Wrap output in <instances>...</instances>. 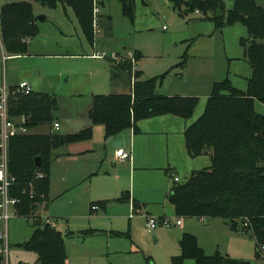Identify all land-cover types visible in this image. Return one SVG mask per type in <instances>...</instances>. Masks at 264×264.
<instances>
[{
    "label": "trees",
    "instance_id": "trees-1",
    "mask_svg": "<svg viewBox=\"0 0 264 264\" xmlns=\"http://www.w3.org/2000/svg\"><path fill=\"white\" fill-rule=\"evenodd\" d=\"M55 8L70 7L87 41L93 44L94 0H21L5 3L0 8V55H21L28 51V42L38 34L36 16L31 2ZM122 14L131 21L135 0H117ZM97 2V1H96ZM179 15L198 11L201 19L214 23L219 30L225 25L240 22L247 35L240 39L243 58L250 64L251 74L244 90L233 86L228 77L214 81L202 113L183 132L185 147L192 157L208 155L210 164L192 170L184 181H173L169 201L177 217L220 218L233 231L252 234L258 248L255 256L262 258L264 247V114L254 110V101L264 102V7L255 0H233L225 10L222 0H171ZM220 11L221 14H217ZM97 25V20L95 22ZM140 54L124 59L111 78L129 81V93H97L92 95L88 110L90 125L72 133H23L12 136L8 143L9 171L14 176L11 196L19 198L16 213L40 218L36 209L47 204L50 187V164L53 151L71 142L87 140L92 125L102 124L105 137L132 128L139 132L140 119L174 114L189 119L199 102L197 96L164 95L156 92L163 74L140 79L141 72L131 70ZM8 96V116L25 117L27 129L52 124L58 105L54 95L30 91ZM39 157L40 165H36ZM37 173H41L40 177ZM93 205V204H92ZM30 238L18 246L34 252L32 264H66L65 238H84L95 229L63 232L46 222L37 223ZM98 232V231H97ZM99 232H104L100 230ZM113 235L128 233L114 231ZM180 251L171 256L169 264H182L193 259L195 264H250L218 251L206 254L191 233H183ZM2 257L0 256V264Z\"/></svg>",
    "mask_w": 264,
    "mask_h": 264
},
{
    "label": "rangeland",
    "instance_id": "rangeland-1",
    "mask_svg": "<svg viewBox=\"0 0 264 264\" xmlns=\"http://www.w3.org/2000/svg\"><path fill=\"white\" fill-rule=\"evenodd\" d=\"M14 1L21 0H0V8L5 3ZM222 1L225 10L233 5V0ZM255 1L264 7V0ZM100 2L107 6L104 13H100L103 7ZM96 5L99 9L96 20L100 14L104 15L103 21L94 25L93 44L85 38L70 7H66V15L60 5L50 8L34 2L36 16L46 15L47 19L38 23V34L31 39L28 53L12 56L4 62L0 55V88L4 83L9 94L10 84L16 88L12 91V94H15L20 81L25 80L32 91L54 95L56 98L58 108L54 115L61 123L60 128L55 129L51 124H43L31 131L27 129L26 133L76 132L80 127L75 126L81 118L83 119L81 115L85 116L86 106L91 100V90L82 87L81 83L90 77L91 80L99 81L98 89L94 92L118 93L127 90L128 85L121 83L122 77L110 80V75L116 69L112 65L118 66L124 59L129 58L123 54L128 51L140 54L137 67L143 78L163 74L162 91L176 89L175 92H188L203 97L207 94L204 91L206 84L214 80L221 81L225 77H228L236 88H246L251 68L243 58L240 39L247 35V31L240 22L215 30L214 23L201 19L198 11L185 16L179 15L173 9L171 0H135L132 21L122 14L121 4L117 0H99ZM217 14L221 12L217 11ZM66 49L69 52L91 56L61 55ZM93 54L100 57L92 56ZM135 69L132 68L131 76L134 75ZM116 71L118 75L124 74L117 69ZM123 81L127 82L126 79ZM201 105L197 104L194 111L196 113L198 110L199 115L203 111ZM254 110L264 114V102L255 100ZM1 122L0 116V125ZM101 135L93 136L91 141L87 142L90 148L95 150L94 160L104 151ZM92 162L93 165L89 162L93 168L91 172L100 171L98 176H80L84 164H70L67 183L62 182L61 169L55 164L54 193H49L47 205L43 203L35 211L40 215L42 222H45L46 218L52 219L57 227L62 226L63 231L77 232L94 228L104 230V235L97 234L85 240L79 237L65 239L67 264H162L169 258V253L177 252V246L169 236L170 232L177 231V226H160L148 233L141 221L135 224L130 237L113 235L111 233L114 231H128L131 208L128 212L117 210L116 207H122L123 204H109L107 200V213L116 209L115 213L123 216L117 223L113 218L99 217L103 214L100 213L101 209L98 215L89 214V202L98 201L97 197L101 199L103 190H100V186L104 177H107L102 174L103 170L98 168L100 162ZM186 178L181 177V181ZM45 205L47 207L44 210ZM10 215L7 223L0 221V235H6L8 241L7 264H32L36 260V254L20 248L18 244L30 238L35 229V219L32 216L16 215L12 209ZM169 218L174 220L177 216L172 214ZM181 220L183 222L185 219ZM191 221L195 231L204 229L203 221L195 218ZM200 224L201 226H197ZM157 231L160 238L164 237V242L156 241L154 235ZM189 232L196 237L193 232ZM209 232L204 235V239H209L206 244H214L219 253L229 252L231 257L248 260L250 264H264V259L255 256L258 250L255 239L248 238L247 233L237 231L235 234H226L228 232L220 229ZM131 246L135 247L136 251L121 253L122 250H130ZM203 250L210 254L206 251L208 249ZM212 252L215 251H211V254ZM1 264H6L4 257ZM182 264L195 262L193 259H186Z\"/></svg>",
    "mask_w": 264,
    "mask_h": 264
},
{
    "label": "crops",
    "instance_id": "crops-1",
    "mask_svg": "<svg viewBox=\"0 0 264 264\" xmlns=\"http://www.w3.org/2000/svg\"><path fill=\"white\" fill-rule=\"evenodd\" d=\"M96 1H98L99 4V0ZM100 3L103 6L102 9H100V13H104V11H106L107 9V6L103 2ZM31 4H32L33 14L36 16L34 12V1H32ZM58 5L62 7L63 11H65V14L67 15L66 7L63 8L61 4ZM103 15L100 14L97 17V25L98 23L103 21ZM106 15L108 17V14ZM43 17L44 18L42 19H38L36 16L37 25L39 22H43L47 19L46 15H43ZM31 41L32 40L28 42V46ZM26 54H21V55H26ZM123 54L124 55L131 54L132 56L135 55L132 54L131 51H128ZM61 55L88 56L89 54H79V52H69V50L66 49L64 54ZM12 56H20V55L2 54L1 55L2 61L4 62L7 59L11 58ZM89 56H91V54ZM92 56L100 57L98 54H93ZM139 59L136 61L134 65V68H136L137 70H139L137 67L138 64L137 62L139 61ZM111 79L112 78L110 75V80ZM140 79H146V78H143L142 75H140ZM21 81H25V80H21ZM214 81L206 84L204 91L207 94H205V96L203 97L197 96V94H190L188 92H175L177 91L176 89H168L162 91L161 81L156 86V92L164 95H182V96L196 95L199 98L198 104L201 103L202 104L201 108L203 109L205 105L204 101H206L209 95L208 93H210ZM98 82H99L98 80H91L90 77H88L85 79V81L81 83L82 87L91 90V100L88 102L86 106L87 109L85 111L86 113L85 116L81 115L83 119L81 118L75 127H80L82 129L90 125V120L88 118V110L91 106L92 95L100 93V92H94L97 91L98 89L99 86ZM121 83L128 85V89L124 91H119L118 93H129L131 91L130 83L124 82L123 80L121 81ZM9 87H11L10 84ZM6 88H7L6 85L3 83L0 90ZM180 90L181 89H179V91ZM242 90H244V88ZM181 91H186V90H181ZM193 113L194 114L189 119H184L174 114H163V115H157V116L140 119L136 123L139 132H134L132 128H129L110 137H105L104 126L102 124H93L92 125L93 135H91V137L100 136L102 134L101 137H103L104 151L103 152L101 151L98 154L99 157L96 160H94L93 154L95 150L91 149L90 145H88L87 143L91 141L90 140L91 137L87 140L71 142L67 145H64L54 150L53 151L54 157L50 164V174H49L50 187L47 194V198L49 197V193L53 192L54 189L53 170L55 164L58 165L61 169L62 182L67 183L68 181H66V178L68 175L70 164H76V165L84 164L83 169L80 171V176H82L83 174L84 175L89 174L90 177L93 178L95 176H98L100 174V171L91 172L93 169L91 166V164L93 165L92 161H95L96 163L99 161L100 163L98 165V168L100 167V169L103 170L102 174L107 177H104L105 179L102 180L103 184L100 186V190H103V194L100 196L101 199L97 197L98 201L89 202L90 215H94V214L98 215L100 211L99 209H101L102 211H100V213L103 214H100L99 217L101 218L105 216L110 217L115 220V223H117L119 222L120 218L123 216L116 214L115 213L116 209L125 210L126 212H128L129 209L131 208L132 213L130 214V216H128V231L126 232L129 234L128 237H130V234L133 233V227L135 226L136 223H141V221H143L145 227V219L147 215H153L157 217H163V216L170 217L172 216V214L175 215L174 207L169 201V194L171 192V187L173 185L172 176H177L178 181H181V177H188L192 170L201 169L205 167V166L202 167V165L207 166L208 163H210V158L208 155H199L192 157L188 154L186 150L184 135H183L184 129L190 123H192L196 119V117H198L197 115H199L200 112H198L197 110L196 113L195 112ZM54 121L58 122L59 124L58 128H60L61 126L60 121L56 117ZM53 122L51 124L52 126H53ZM80 128L78 130H80ZM32 129H28V130L31 131ZM38 133H43V132H38ZM62 134H66V133H62ZM119 148H123L125 151H129L130 158L126 160H121L117 158L115 155V151ZM203 156H205L204 159H202ZM89 162H91L90 165ZM115 166H117V168H114ZM107 200L109 201L108 202L109 204L110 202L111 203L115 202L123 205H121L122 207H116V209H113V212L107 213ZM92 204H97L98 208L92 209L91 208ZM46 205L43 208L44 210L47 207ZM181 218L185 220L183 222L181 220L180 225H172L178 227V229H176L177 231L170 232L169 234V236L173 241V244L177 246L178 250L177 252H173L174 254L169 253L168 255L169 258H167L163 262L165 264H169L171 256L179 253L180 251L179 240L183 235V233H190L189 231L193 232L196 235L198 245L202 249H208L206 251H208V253L211 254V251L216 252L217 249L215 250L214 244H208V245L206 244L207 242H209V239H204V235L206 233H210L209 230L213 231L220 229L223 232L225 231L228 232L226 234L229 233L235 234L234 232H237L231 230L229 225L223 219L220 218H206L205 221L206 223L204 222L203 224L204 229L203 230L200 229L198 231L197 230L195 231L192 228L194 224L191 221V219L195 218L197 220H200L199 218L196 217H187V218L181 217ZM33 219H35L37 223L40 222V218L33 217ZM46 219L44 221H46ZM0 221L2 222L1 219ZM112 225L114 224H111V226ZM197 226H201V224ZM61 227L58 228L63 231V228L61 229ZM112 227H116L115 229H118L117 226H112ZM94 229L97 230L98 232L96 231L94 234L82 238V240H85L86 238L89 237H93L94 235L97 234L104 235L102 234V232H99L100 229H96V228ZM154 230H152L151 232L147 230L146 231L148 233H152ZM154 237L155 239L157 238L156 241L158 242L163 241L164 239V237L162 238L159 237L158 231L156 232ZM65 239H69V238H65ZM250 239H253V236ZM135 249H136L135 247L131 246L130 250H122L121 253L128 254V252L134 251ZM226 254H228L229 256L232 255L229 252ZM260 259H264V258H260ZM66 264H67V258H66Z\"/></svg>",
    "mask_w": 264,
    "mask_h": 264
},
{
    "label": "built area",
    "instance_id": "built-area-1",
    "mask_svg": "<svg viewBox=\"0 0 264 264\" xmlns=\"http://www.w3.org/2000/svg\"><path fill=\"white\" fill-rule=\"evenodd\" d=\"M96 0L93 1V14L96 15L98 12V6L96 5ZM197 11V10H196ZM96 22V18L94 20V25ZM128 57H132V55H128ZM18 91H21L25 94L31 91L30 85L27 81H21L17 86ZM8 96L7 89L0 90V116L2 118V122L0 125V219L7 223L10 218V209L14 210L15 214L16 209L15 206L19 203V198L15 196H11L9 193L10 186L14 181V176L9 171V157H8V143L12 136L23 134L27 132V128L24 125L25 117L18 118H10L8 116ZM58 122H53V127L58 128ZM115 155L117 158L121 160H126L130 158V152L125 151L123 148H119L115 151ZM42 174L37 173V176L40 177ZM172 180L178 181L177 176H172ZM92 209H97L98 205L93 204L91 206ZM201 221L205 222L206 218H200ZM46 223L50 224L53 227H57L55 221L47 218ZM181 217H177L176 219H170L169 217H157L152 215H147L145 219V228L147 231L151 232L157 227H171L172 225H180ZM58 228V227H57ZM4 241V242H3ZM260 252V256L264 258V247ZM0 256L4 257L6 264L8 263V241L7 236L3 233L0 235Z\"/></svg>",
    "mask_w": 264,
    "mask_h": 264
},
{
    "label": "water",
    "instance_id": "water-1",
    "mask_svg": "<svg viewBox=\"0 0 264 264\" xmlns=\"http://www.w3.org/2000/svg\"><path fill=\"white\" fill-rule=\"evenodd\" d=\"M37 18L38 19H42V18H44L43 17V15H40V16H37ZM35 161H36V165L38 166V165H40V159H39V157H35ZM248 238H252V234H248Z\"/></svg>",
    "mask_w": 264,
    "mask_h": 264
}]
</instances>
